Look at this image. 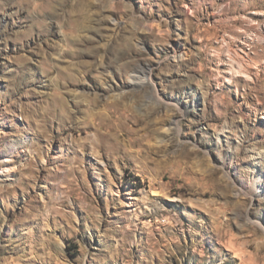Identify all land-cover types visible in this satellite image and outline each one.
<instances>
[{"label":"rangeland","instance_id":"rangeland-1","mask_svg":"<svg viewBox=\"0 0 264 264\" xmlns=\"http://www.w3.org/2000/svg\"><path fill=\"white\" fill-rule=\"evenodd\" d=\"M0 264H264V0H0Z\"/></svg>","mask_w":264,"mask_h":264}]
</instances>
